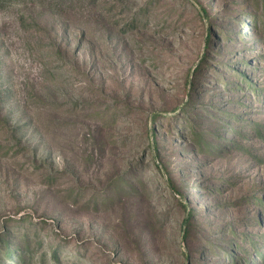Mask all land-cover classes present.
Returning a JSON list of instances; mask_svg holds the SVG:
<instances>
[{"label":"rangeland","instance_id":"rangeland-1","mask_svg":"<svg viewBox=\"0 0 264 264\" xmlns=\"http://www.w3.org/2000/svg\"><path fill=\"white\" fill-rule=\"evenodd\" d=\"M264 0H0V264H264Z\"/></svg>","mask_w":264,"mask_h":264},{"label":"trees","instance_id":"trees-1","mask_svg":"<svg viewBox=\"0 0 264 264\" xmlns=\"http://www.w3.org/2000/svg\"><path fill=\"white\" fill-rule=\"evenodd\" d=\"M259 19L261 20V22H262V27L264 28V17H263V16H259Z\"/></svg>","mask_w":264,"mask_h":264}]
</instances>
